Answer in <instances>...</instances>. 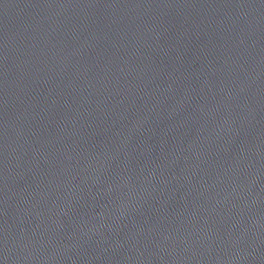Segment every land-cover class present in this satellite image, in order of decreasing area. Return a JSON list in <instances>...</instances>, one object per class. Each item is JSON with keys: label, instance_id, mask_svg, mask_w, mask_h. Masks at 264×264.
Here are the masks:
<instances>
[{"label": "water", "instance_id": "1", "mask_svg": "<svg viewBox=\"0 0 264 264\" xmlns=\"http://www.w3.org/2000/svg\"><path fill=\"white\" fill-rule=\"evenodd\" d=\"M0 264H264V0H0Z\"/></svg>", "mask_w": 264, "mask_h": 264}]
</instances>
